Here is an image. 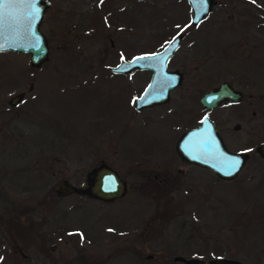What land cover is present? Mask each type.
I'll use <instances>...</instances> for the list:
<instances>
[{"label":"rangeland","instance_id":"374dc122","mask_svg":"<svg viewBox=\"0 0 264 264\" xmlns=\"http://www.w3.org/2000/svg\"><path fill=\"white\" fill-rule=\"evenodd\" d=\"M45 1L46 60L31 67L27 53L0 52V125L18 130L0 135V264H181L174 256L264 264V160L255 152L264 128L233 132L237 107L207 113L194 100L223 81L239 87L245 62L264 61V0H211L197 28L184 0ZM181 30L167 67L182 74L180 87L165 104L134 110L148 74L109 67L158 51ZM255 74L264 85V68ZM12 93H22L17 115L5 102ZM205 114L219 121L228 150L249 154L233 179L174 151ZM100 163L124 180L122 197L52 192Z\"/></svg>","mask_w":264,"mask_h":264},{"label":"water","instance_id":"95a60500","mask_svg":"<svg viewBox=\"0 0 264 264\" xmlns=\"http://www.w3.org/2000/svg\"><path fill=\"white\" fill-rule=\"evenodd\" d=\"M190 8V24H198L210 11L211 0H185ZM48 2L37 0L36 8L39 13L32 23L31 9L19 0H0V52L13 51L27 53L31 67H38L48 54V47L39 24ZM181 36L174 37L160 51L139 55L130 60H121L109 67L113 74L125 75L132 70L150 71L151 75L140 94L133 100L134 110H140L165 103L168 93L181 82L178 71L167 70V62L178 47ZM144 57V59H137ZM33 84H28L31 89ZM238 93L232 90L226 82L204 92L199 98V105L204 109L218 106L222 101H236ZM22 93L14 95L8 102L16 106ZM174 151L178 158L189 164L211 171L218 179H233L247 155L245 153L227 150L218 136L213 123L207 116H202L197 126L185 130L174 144ZM258 155L264 159V143L256 149ZM240 160L238 169L231 168L233 160ZM231 173V174H229ZM56 197H65L70 194L85 196L102 202H111L122 197L126 191L125 182L115 170L107 164L100 163L87 171L78 185H73L65 179L55 181L51 187ZM174 262L181 264H199L196 258L174 256ZM208 264H242L235 259L214 258Z\"/></svg>","mask_w":264,"mask_h":264},{"label":"flooded vegetation","instance_id":"af4514ba","mask_svg":"<svg viewBox=\"0 0 264 264\" xmlns=\"http://www.w3.org/2000/svg\"><path fill=\"white\" fill-rule=\"evenodd\" d=\"M185 1V0H184ZM186 2V1H185ZM187 3V2H186ZM191 26H193V28H197L199 25H200V22L196 25H192L190 24ZM186 31L184 30H181L179 33H177L176 35H173L172 37H170L168 35V39L165 38L164 40L165 41V44L161 46V48L158 50L160 51L166 44H168L174 37L176 36H181L180 37V40H179V44H178V47L177 49L179 48L180 46V43L183 41L182 39L184 38ZM196 34L193 33L191 35L192 39H193V42H197V38L198 36H195ZM198 35V34H197ZM176 49V50H177ZM175 50V51H176ZM158 51H152V52H146L144 54H139V55H148V54H152V53H155V52H158ZM174 54V53H173ZM137 55H132L129 59L135 57ZM172 58V57H171ZM171 58L168 60L167 62V66L168 67V63L170 62ZM245 66H242V69L241 71H239L236 76H237V79H238V85L239 87H235L234 85H232L229 81H223V82H226L228 84V86L234 90L235 92L238 93V99L236 101H222L218 106L216 107H213V108H210V109H204L205 112H210L214 109H218V107L222 104H225L228 106V108L230 106H233V107H237L238 108V111L240 113V121H241V125H239L238 123H233V125L231 124V131L235 132L237 129L236 128H240V126L244 129V133H248V132H251V133H260V128H264V101L263 99L261 98L260 94L262 93V91H264V85H263V80H259V77L255 74V70L257 69L258 66H261L262 68H264V61L261 60L260 58H253L251 61H248V62H245L244 64ZM254 65V66H252ZM168 70V68H167ZM134 71V70H132ZM131 71V72H132ZM139 71H145V70H139ZM178 71V70H176ZM147 74H148V80H149V77L151 75V72L150 71H145ZM180 73V71H178ZM130 74V72L128 73ZM181 75V79H183L182 77V74L180 73ZM182 82V81H181ZM181 82L178 86H176L174 89H172L169 93H168V99L166 102L169 101L170 97L169 95L177 88L180 87L181 85ZM222 83V82H221ZM220 84V83H219ZM218 84V85H219ZM210 90V89H209ZM18 94V93H16ZM14 93H12L10 96H8L5 100V102L7 103L8 105V110H10L11 112H14L13 114L14 115H17L18 112H17V107H19V104H17L16 106H10L8 104L9 100L14 96L16 95ZM194 94V93H193ZM257 96H260V97H257ZM22 99V98H21ZM20 99V101H21ZM194 100H196V102L198 103L199 105V97H197V99H195V94H194ZM165 102V103H166ZM164 103V104H165ZM162 105V104H161ZM161 105H156V106H161ZM200 106V105H199ZM6 108V107H5ZM201 108V107H200ZM202 109V108H201ZM10 116L12 117V113L10 114ZM203 116H207L206 114L203 115ZM208 117V116H207ZM6 118L7 116H5V112L3 111V115L1 117V120L3 122L6 121ZM208 119L213 123L214 127H215V130L218 134V136L221 138L222 140V136H221V130H220V124H219V121H213L211 120L209 117ZM5 124V123H4ZM198 123L194 124L193 126H191L190 128L188 129H191L195 126H197ZM4 126L6 125H0V135H2L1 139H6L7 137L9 138H17V133H18V130L17 129H14L16 127H13V128H8V129H4ZM14 129V132H12V130ZM186 129V130H188ZM241 130V129H240ZM264 135L261 134L260 137H262ZM9 140V139H7ZM223 142V140H222ZM264 143V137L262 139L259 140V142L257 143V146L255 147V152H256V149L258 147H261L262 144ZM226 147V146H225ZM228 150V149H227ZM230 151V150H229ZM239 153H245L247 155L246 159L248 158L249 154L247 152H239ZM256 154L258 155V153L256 152ZM259 156V155H258ZM260 157V156H259ZM261 158V157H260ZM245 159V160H246ZM262 159V158H261ZM264 160V159H262ZM244 165V164H243ZM242 165V166H243ZM195 166V165H194ZM241 166V168H242ZM199 167V166H197ZM202 168V167H200ZM240 168V169H241ZM204 170H207L209 171L208 169H205V168H202ZM239 169V171H240ZM238 171V172H239ZM177 172H181L180 169L177 170ZM214 177H216L211 171H209ZM237 172V174H238ZM236 174V176H237ZM217 178V177H216ZM218 179V178H217ZM221 180V179H220ZM225 181V180H224Z\"/></svg>","mask_w":264,"mask_h":264},{"label":"snow or ice","instance_id":"6c2138e0","mask_svg":"<svg viewBox=\"0 0 264 264\" xmlns=\"http://www.w3.org/2000/svg\"><path fill=\"white\" fill-rule=\"evenodd\" d=\"M19 2L27 4L30 7V9H31L30 15L32 17V23H34L35 22V18H36V16L39 13V9L36 8V6H35L36 3H37V0H19ZM0 47H2V45H0ZM137 59H144V57H139ZM240 164H241L240 160H238V159L237 160H233L231 162V168L233 170H236V169L239 168ZM229 174H231V173H229Z\"/></svg>","mask_w":264,"mask_h":264}]
</instances>
